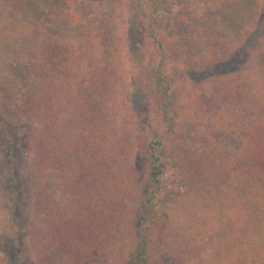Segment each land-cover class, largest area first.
<instances>
[{"label": "trees", "instance_id": "obj_1", "mask_svg": "<svg viewBox=\"0 0 264 264\" xmlns=\"http://www.w3.org/2000/svg\"><path fill=\"white\" fill-rule=\"evenodd\" d=\"M124 15L145 40L136 86ZM13 119L31 161L28 264H264V0H0L11 162ZM16 175L0 189L11 215Z\"/></svg>", "mask_w": 264, "mask_h": 264}, {"label": "rangeland", "instance_id": "obj_2", "mask_svg": "<svg viewBox=\"0 0 264 264\" xmlns=\"http://www.w3.org/2000/svg\"><path fill=\"white\" fill-rule=\"evenodd\" d=\"M122 20L126 55L125 67L129 82L136 86L137 83L132 79L136 77L134 60L142 53L145 47L144 35L140 25L137 24L133 17L124 15ZM190 85L192 83L188 86ZM130 95L129 104L132 117L137 119L140 124H143V128L151 129V125L155 124L153 109H150L147 103L144 102V95H140L136 87L131 90ZM182 105H186L185 99L182 100ZM10 124L15 131L9 137V148L12 150L10 154L14 160L13 162L7 160L5 155H2V148L0 146V189L2 190V182L11 173V170L13 168L16 169L17 201L15 213L11 215L10 209L7 207L6 201L0 192V255L7 256L9 258V264H28L30 260L29 254L31 252L28 241V231L31 222V201L29 199L28 187L31 161L30 157L25 153L21 145H19V131L22 128L21 122L13 119L10 121ZM11 165L14 167L12 168Z\"/></svg>", "mask_w": 264, "mask_h": 264}]
</instances>
